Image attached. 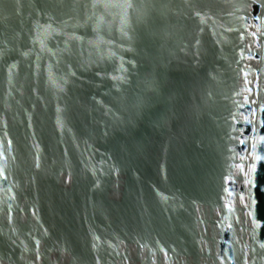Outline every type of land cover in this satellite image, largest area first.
<instances>
[{
    "label": "water",
    "instance_id": "95a60500",
    "mask_svg": "<svg viewBox=\"0 0 264 264\" xmlns=\"http://www.w3.org/2000/svg\"><path fill=\"white\" fill-rule=\"evenodd\" d=\"M0 264H264V0H0Z\"/></svg>",
    "mask_w": 264,
    "mask_h": 264
}]
</instances>
